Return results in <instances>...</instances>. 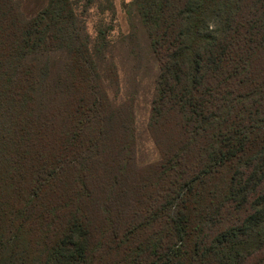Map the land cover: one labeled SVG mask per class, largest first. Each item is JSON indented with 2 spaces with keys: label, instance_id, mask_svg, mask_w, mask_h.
<instances>
[{
  "label": "trees",
  "instance_id": "16d2710c",
  "mask_svg": "<svg viewBox=\"0 0 264 264\" xmlns=\"http://www.w3.org/2000/svg\"><path fill=\"white\" fill-rule=\"evenodd\" d=\"M80 1L79 6L75 0H0V53L6 44L16 43L24 57L36 54L32 58L38 59L62 50L53 56L74 63L75 72L71 64L67 71L72 81L63 97L71 93L80 99L70 110L72 139L60 135V145L53 143L66 165L73 160L70 142L90 141L83 125L88 114L82 108L95 101L89 77L102 83L104 76H116L119 70L108 50L115 43L112 20H105L115 18L114 0ZM247 2L250 5L244 8ZM89 10L100 17L94 37L82 22ZM125 12L127 32L120 34L121 39L130 40L139 29L157 60L153 125L166 113H179L176 126L182 138L161 153L144 178L152 192L138 198L137 212L120 227L124 236L133 240L134 231L150 229L135 245L149 257L147 264H264V80L254 78L251 69L254 57L264 50V0H132ZM32 65L26 69L31 89L38 79L40 84L43 70L31 73ZM62 76L55 72L53 91ZM39 126L42 136L48 134L50 125ZM26 137L30 139L28 133ZM48 147L41 146L44 152ZM73 168L74 164L56 166L40 177L48 186L58 181L60 197L46 195L39 212L32 202L43 195L39 183L32 188L33 199L17 210L23 218L47 220L52 230L53 199L71 200L72 205L76 202L72 182L83 186L81 175L71 176ZM18 169H7V185L16 190V177H24ZM58 222L56 229L61 225L64 236L53 250L63 253V263L83 264L87 257L91 263L97 258L93 246L88 250L77 239L83 235L82 223L67 204L61 207ZM111 233L119 238L116 229ZM111 244L124 249L121 264H142L137 253Z\"/></svg>",
  "mask_w": 264,
  "mask_h": 264
},
{
  "label": "rangeland",
  "instance_id": "374dc122",
  "mask_svg": "<svg viewBox=\"0 0 264 264\" xmlns=\"http://www.w3.org/2000/svg\"><path fill=\"white\" fill-rule=\"evenodd\" d=\"M75 1L79 6L82 4L80 0ZM131 1L114 0L117 9L115 18H105L106 21L112 20L111 36L115 43L108 50L119 65L118 75H106L102 83L97 79L91 81L92 76L89 77L95 101L89 96V101L93 100L94 103L90 105L86 102L82 108L88 114L83 125L87 127L86 136L90 141L85 138V141L77 139L70 142L72 150L69 156L73 160L69 165L63 161L64 155L55 153L59 147L53 143L60 145V135L72 139L68 138L72 133L70 110L80 99L71 93L63 97L72 81L67 71L71 64V70L75 72L74 63L58 58L62 50L48 57L39 56L38 59L32 58L36 54L24 57L23 49L15 47L16 43L13 46L6 44L0 53V254L4 258L0 264H66L63 263V253L53 250L64 236L61 234V225L59 229L56 226L60 223L58 215L61 207L66 204L82 223L80 228L83 235L77 239L86 249L93 246V251L98 253L91 263L87 257L83 264H121V251L124 249L113 246L111 242L126 247L132 255L137 253L142 258V264L149 261V257L139 253L135 245L140 243L137 240L139 237L150 233L147 228L150 225L147 229L134 231L133 240L126 238L120 227H123L125 219L137 212L138 198L152 192V186L144 184V178L154 170L161 153L174 141L180 142L182 137L176 126L179 120L177 112L175 114L173 111V115L164 114L158 124L153 125V104L158 100L155 95L157 60L153 58L150 44L142 31L137 29V34L130 40H122L120 35L127 32L125 11ZM249 5L247 2L244 8ZM18 9L21 11L24 7L19 4ZM85 15L81 18L86 32L94 37L95 24L100 17L94 10H89ZM241 19L243 21V17ZM19 26L20 23L16 22L15 31H19ZM16 34L17 42L21 44V34ZM64 59L70 58L64 56ZM31 64L34 68L31 73L43 69L40 84L38 79L39 85L33 89L26 80V69ZM251 69L254 78L259 82L264 80V50L254 57ZM55 72H63L64 76L60 77L61 83L53 91ZM46 88L49 93L45 92ZM39 125L45 128L50 125L48 134L42 136ZM27 133L30 139L26 137ZM41 146L49 147L44 152ZM73 164L71 176L81 175L83 186L80 188L77 180L72 182L76 198L72 205H68L71 200L53 199L52 203L56 207L53 206L55 217L52 230L47 228L50 227L47 220L23 218L18 211L33 199L32 188L38 187L39 183L43 195L39 199L34 196L32 201L39 212L46 204V195L51 198L54 193H58L60 197V183L57 181L55 186H48L43 180L40 181V177L56 166L70 167ZM10 167L13 170L19 168L24 174L22 179L16 177L14 187L19 190L7 185L10 180L7 169ZM147 201L142 200L146 206ZM65 226L68 227V222ZM112 229H116L118 239L123 238L124 241L115 239Z\"/></svg>",
  "mask_w": 264,
  "mask_h": 264
}]
</instances>
